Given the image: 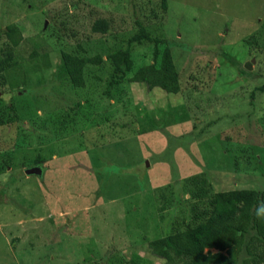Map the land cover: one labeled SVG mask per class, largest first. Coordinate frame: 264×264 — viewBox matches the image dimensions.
Returning <instances> with one entry per match:
<instances>
[{
    "label": "rangeland",
    "instance_id": "rangeland-1",
    "mask_svg": "<svg viewBox=\"0 0 264 264\" xmlns=\"http://www.w3.org/2000/svg\"><path fill=\"white\" fill-rule=\"evenodd\" d=\"M159 1L0 0V264H165L146 244L215 193L264 192V0ZM133 19L156 45L127 44ZM154 48L176 94L131 78ZM61 52L101 63L76 88Z\"/></svg>",
    "mask_w": 264,
    "mask_h": 264
},
{
    "label": "trees",
    "instance_id": "trees-1",
    "mask_svg": "<svg viewBox=\"0 0 264 264\" xmlns=\"http://www.w3.org/2000/svg\"><path fill=\"white\" fill-rule=\"evenodd\" d=\"M159 8L165 9V0L159 1ZM133 25L136 32L127 39V44L158 43L157 39L150 37L140 21L133 19ZM107 28L105 21L97 20L90 29L94 33L104 34ZM10 57L8 55L4 61H0V70ZM60 58L69 84L76 88L82 87L83 68L88 64L101 63L98 56L78 57L61 52ZM108 59L112 64H117L119 60L127 64L128 53L116 51L109 55ZM152 59L159 60L158 66L139 68L132 75V80L143 82L149 87H158L166 93L176 94L178 74L168 49H163L158 55L154 48ZM258 90L261 91L262 88ZM38 162L39 160H36V164ZM259 201H264V192L257 193L248 189L217 192L208 201L211 209L206 215L204 213L205 217L201 222L149 241L146 248L153 257L165 261V264H236L245 235L253 232L254 235L249 237L248 241L259 244L260 255L256 258L251 256L240 264H264V219H258L255 215Z\"/></svg>",
    "mask_w": 264,
    "mask_h": 264
},
{
    "label": "clouds",
    "instance_id": "clouds-1",
    "mask_svg": "<svg viewBox=\"0 0 264 264\" xmlns=\"http://www.w3.org/2000/svg\"><path fill=\"white\" fill-rule=\"evenodd\" d=\"M255 215L258 219H264V201H259L255 208Z\"/></svg>",
    "mask_w": 264,
    "mask_h": 264
},
{
    "label": "water",
    "instance_id": "water-1",
    "mask_svg": "<svg viewBox=\"0 0 264 264\" xmlns=\"http://www.w3.org/2000/svg\"><path fill=\"white\" fill-rule=\"evenodd\" d=\"M244 67H247L246 64L244 65ZM24 174L29 176V175H40V168L39 166H34L28 169L24 170Z\"/></svg>",
    "mask_w": 264,
    "mask_h": 264
}]
</instances>
